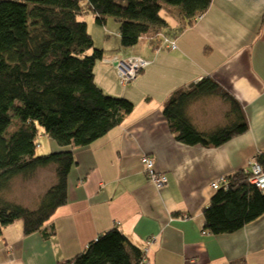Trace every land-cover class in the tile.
<instances>
[{
  "label": "crops",
  "instance_id": "1",
  "mask_svg": "<svg viewBox=\"0 0 264 264\" xmlns=\"http://www.w3.org/2000/svg\"><path fill=\"white\" fill-rule=\"evenodd\" d=\"M87 23L106 57L137 54L147 61L126 86L117 82L111 64L95 66L97 83L132 100L135 108L101 138L74 148L68 201L49 221L50 235L26 234L22 219L3 229L0 264H62L114 226L142 249L155 238L146 254L150 264H233L240 259L264 264V214L233 233L203 228L204 208L216 192L212 182L247 168L264 151V0H212L193 25L171 35L175 49H153L147 41L124 48L119 23L111 25L108 18L98 24L94 15ZM206 76L236 97L249 122L248 131L214 147L179 141L163 113L174 92ZM204 100L189 108L200 130L228 120L229 102L221 98L229 104L221 115L215 102L207 108ZM50 147L58 148L53 140ZM143 154L152 155L156 169L165 173V187L148 179Z\"/></svg>",
  "mask_w": 264,
  "mask_h": 264
},
{
  "label": "trees",
  "instance_id": "2",
  "mask_svg": "<svg viewBox=\"0 0 264 264\" xmlns=\"http://www.w3.org/2000/svg\"><path fill=\"white\" fill-rule=\"evenodd\" d=\"M212 0H0V235L17 219L24 231L50 235L48 223L68 201V176L76 163L74 148L91 144L120 124L135 104L125 96L105 93L95 79V66L106 50L95 44L87 21L109 17L119 23L120 43L134 47L141 40L161 48L193 25ZM176 20L170 23L169 18ZM173 39V38H172ZM174 40V39H173ZM175 41V40H174ZM117 54V53H116ZM218 96L230 103L227 123L200 130L189 108L202 98ZM163 113L176 138L186 144L214 147L249 130L241 103L210 76L177 90ZM58 148L40 153V135ZM264 169V151L256 155ZM52 166L56 182L35 207L9 200L5 193L18 176L32 177ZM250 171L229 175L204 208L205 231L233 233L264 214V188L250 181ZM141 246L114 226L75 257L62 264H145ZM244 259L233 264H245Z\"/></svg>",
  "mask_w": 264,
  "mask_h": 264
},
{
  "label": "rangeland",
  "instance_id": "3",
  "mask_svg": "<svg viewBox=\"0 0 264 264\" xmlns=\"http://www.w3.org/2000/svg\"><path fill=\"white\" fill-rule=\"evenodd\" d=\"M93 15L95 17V14L93 12H86L81 17L84 18L85 20H87V22H90V19L93 18ZM167 18H169L170 23L171 22L172 23L177 22L176 20L172 19L170 16ZM109 19H110L111 25H112V23L118 24V22L115 20V18L109 17ZM108 34H114V31L108 32ZM114 42H116V40L111 41V43H114ZM142 42L144 43V40H141L139 44H141ZM176 48H177V46H176ZM173 49H175V48H173ZM117 55L126 57V56H129L132 54H122V53L119 54V53H117ZM104 63L111 64L108 62H104ZM116 78H117V82H119L118 75ZM98 85L100 87H102V85L99 82H98ZM126 85H123V86H126ZM102 89H103V87H102ZM103 90L107 94L119 96V95H117L116 92H110V91L106 90L105 88ZM213 102L216 103L215 108L218 109L217 111H220L221 115L223 112V108L228 109L229 104L224 103L221 100V98L218 96L206 97L204 100V103L207 105L206 106L207 108H209L210 103H213ZM219 104H220V106H219ZM226 123H227V121L223 120V122H222V118H221V121L218 123V125H223ZM50 140L51 139L48 136L42 135V134L40 135L39 141L42 144V147L38 148V151L40 153H43V152L47 153V152H51L53 150L50 147ZM56 178L57 177L55 174V169L52 166L40 168L36 172L35 175H33L32 177H29V178H25L23 176H18L11 182L10 187L8 188V190L5 193V197H7L9 200H12V201H15L18 203H23L27 207H30V208L35 207L37 205L39 199L41 198V196L44 194V192L56 182V180H57Z\"/></svg>",
  "mask_w": 264,
  "mask_h": 264
},
{
  "label": "built area",
  "instance_id": "4",
  "mask_svg": "<svg viewBox=\"0 0 264 264\" xmlns=\"http://www.w3.org/2000/svg\"><path fill=\"white\" fill-rule=\"evenodd\" d=\"M162 46L168 48H176V42L169 37H164L162 41ZM102 61L111 63V65L116 69L118 79L120 84L126 85L131 80L137 77V75L142 71V69L147 65V61L142 59L136 54H132L126 57L119 56L114 54L111 57H106ZM142 161L144 164L145 173L157 188L161 189L167 185V177L165 173L156 169L155 160L150 154H143ZM247 170L250 171V181L257 185L260 188H264V169L259 163L256 156H254L247 167ZM228 178L226 176H221L212 182V187L217 189L220 185H227ZM155 238L151 237L148 241V246L143 249L145 259V264H150V260L146 258V254L149 251L150 244L154 243Z\"/></svg>",
  "mask_w": 264,
  "mask_h": 264
},
{
  "label": "bare ground",
  "instance_id": "5",
  "mask_svg": "<svg viewBox=\"0 0 264 264\" xmlns=\"http://www.w3.org/2000/svg\"><path fill=\"white\" fill-rule=\"evenodd\" d=\"M163 39V38H162Z\"/></svg>",
  "mask_w": 264,
  "mask_h": 264
}]
</instances>
